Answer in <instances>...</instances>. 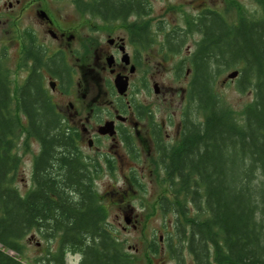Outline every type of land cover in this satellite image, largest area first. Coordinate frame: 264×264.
I'll return each instance as SVG.
<instances>
[{"label": "trees", "instance_id": "1", "mask_svg": "<svg viewBox=\"0 0 264 264\" xmlns=\"http://www.w3.org/2000/svg\"><path fill=\"white\" fill-rule=\"evenodd\" d=\"M256 3L258 18L239 16L228 24L205 10L196 26L203 38L190 58L188 105L163 164L171 199L162 198L160 209L174 216L166 242L176 264H183V250L194 264H264V0ZM76 5L103 17L132 7L112 0ZM22 57L28 70L13 95L0 53V264H21L7 251L23 257V241L33 231L57 245L35 264H65L67 253L81 254L80 264H138L106 227L77 135L63 131L43 87L42 69L63 85L72 81V69L64 57L31 48ZM229 69L238 71L237 90L253 94L240 115L222 106L214 88ZM21 137L39 144L25 195L13 185Z\"/></svg>", "mask_w": 264, "mask_h": 264}, {"label": "rangeland", "instance_id": "2", "mask_svg": "<svg viewBox=\"0 0 264 264\" xmlns=\"http://www.w3.org/2000/svg\"><path fill=\"white\" fill-rule=\"evenodd\" d=\"M76 1L24 0L20 5L9 10L7 6L9 0H0V53L4 55V64L12 80L13 95L14 88L22 83L27 74L26 68L23 66L24 63L22 64V51L18 48L19 42L25 46L28 43L26 40L32 38L31 35H36L38 40L42 38L39 12H43L50 19L57 18L60 22L76 26L75 43L71 44L68 49L77 50L82 48L84 43L92 46L93 43H96V37H100L101 33L103 35V28H98L95 33L92 32L100 24L93 19L89 20L90 14H82V11L77 8ZM150 2L153 9L151 16L153 14L157 17L162 16L168 7L176 6L175 11H170L166 15L171 18L180 16L183 19L182 14H186L188 23L192 22L194 16L199 14L201 9L215 11L228 24H234L239 16L251 19L258 18L260 15L256 0H151ZM163 6H167V8L160 10ZM20 35L25 39L24 37L20 38ZM201 38L200 34H191L187 40L186 53L183 48L179 56L163 55L150 59L146 56L140 57L142 62H139L136 69L134 88L131 91L133 95H136L135 104L144 106L145 112L150 111L158 123L162 118H170L165 127L166 131L162 135L164 139L166 134L170 135L169 145H174L178 141L176 127L179 120L183 121L184 109L188 105L187 100L182 99L192 77V70L189 71V75L186 74V71L191 69L190 56L186 54L197 47ZM76 56L65 57L75 73L72 86L69 89L66 87L64 94L57 90L51 96L59 106L65 104L66 107L68 106L67 102H72L79 112L86 113L91 108H97L99 110L97 122L102 121L107 115V104L112 100V94L110 96L105 82L111 83L112 78L104 76V81L103 74H97L98 70H94L97 81L95 79L94 83L87 82L89 84L87 88L91 91L90 98L95 99L92 103L86 99L83 100L81 94L84 92V86L81 84L79 88L77 87L79 59H75ZM233 71L234 69H229L219 74L215 78L214 88L222 101V106L230 108L240 115L244 107L253 100V94L251 91L241 93L237 90V78H227V75ZM150 77L153 78V82L156 81L160 84L161 93L155 94L152 91V83H149ZM44 81L46 87L49 81L45 80V77ZM136 83L139 84V87ZM63 112L65 111L61 107L62 115ZM130 137L129 141L133 144L134 138ZM111 143L110 140H96L92 152L85 145H81V152L93 157V155L99 154L95 151V147L100 150V147L101 149L107 148ZM120 151H123L121 155L126 156L125 151H128L126 143ZM38 153L39 144L37 142L21 137L17 150L20 159L19 167L14 173L13 181L14 187L21 195H25L32 188V163ZM134 156L135 158L125 157L117 165L107 163L105 159L95 160L94 158L91 161L89 170L96 180L93 184L94 192L101 198L100 204L106 210V224L120 247L129 256L136 257L138 264H176V260L169 257L168 243L166 242L167 236L173 230L174 216L171 213L163 215L160 209L162 198L171 199L168 179L159 172L157 167H153L150 157L147 162H144V160L136 158L135 154ZM120 175H123V178H119ZM126 176L132 179H126ZM129 209H132L131 214L128 212ZM126 214L131 215L136 227H128L124 231L121 226H125L124 216ZM153 243L155 246H152ZM23 244V257L7 251L17 257L21 264H35V259L41 258L48 250L55 252L57 248L54 241L48 243L45 238L34 231L24 239ZM182 253L183 264H194L193 258L188 252L183 250ZM78 262V255L67 254L65 256L66 264H77Z\"/></svg>", "mask_w": 264, "mask_h": 264}, {"label": "flooded vegetation", "instance_id": "3", "mask_svg": "<svg viewBox=\"0 0 264 264\" xmlns=\"http://www.w3.org/2000/svg\"><path fill=\"white\" fill-rule=\"evenodd\" d=\"M22 1L24 0H9L7 6L9 10H12L15 6L20 5ZM81 1L83 4H87V8L99 0ZM112 1L114 3L126 2L127 5L132 4V7L127 11L119 10L117 15L111 16L108 14L109 16L106 15L105 17L91 13L90 11L82 12V14H90L88 19H93L100 24L99 27L92 30L93 33L97 32L98 28L104 29L103 35L101 33L100 37H96V43H93L92 46L84 43L82 48L80 47L77 50H73L72 48L68 49L71 44L75 43V37H77L76 26L60 22L57 18L50 19L47 16L41 17V12H39V24L42 30L41 40H38L36 35H31L32 38L26 40L28 43L22 46V42H19L20 46L18 43V48L22 51V55L28 48L33 49L39 55H44V57L62 56L69 58V56L74 57L77 55L75 57V59H79L77 64L79 74L77 87L79 88L83 84L84 92L81 94V98L88 100L89 103H92L95 99L90 98L91 91L87 88L89 87L87 82L90 83L92 81L94 83L97 81L95 72L93 71L98 70L97 74H103V80L105 79L104 76L109 79L112 78L111 83L108 81L105 82L110 91V96L112 94V100L107 104V115L102 121L97 122L99 113L97 108H91L86 113L79 112L72 102H67L68 106L66 107L65 104L59 106L51 96L57 90L63 94L66 93V87L69 89L73 84L75 73L67 59H64V63L72 69V81L70 80L68 84L65 83L63 85L57 76L51 75L47 68L41 70L45 80L49 81L45 87V81L43 80V87L57 108V113L61 118V128L66 133L73 132L77 135L76 147L83 163L90 166L92 164L91 161L95 158V160L105 159V162L117 165L125 157L132 156L135 158V154L136 158L144 160V162H147L150 157V162L153 167H157L159 172L165 176L162 166L166 159V152L170 149L171 145H169L170 135L166 134L165 139L162 135L166 131L165 127L166 124L168 125L170 118H162L160 123H158L150 111L145 112L146 109L144 106L135 104L136 95L131 93L134 88V77L139 62H142L140 57L146 56L150 59L151 57L163 55L179 56L183 48H185L184 52L186 53L187 40L191 37V34L197 33L203 38L202 32L196 26L201 19L200 15L205 10L201 9L200 13L194 16L192 22L188 23L186 14H182L183 19L180 16L178 18H171L166 15L170 11H175L176 6H170L168 8L167 6H163L160 10L167 9L163 12L162 16L157 17L155 14L151 16L153 11L151 0ZM21 37L24 36L20 35ZM199 44L200 42L192 52L188 51L186 55L191 58L198 50ZM22 61L23 64L24 60L22 59ZM24 67L26 68L25 71H27L28 66L25 63ZM191 69L186 71L187 75H189ZM117 76L121 77L122 81L126 84V90L122 94L118 93L113 83L114 78ZM149 83H152V91L155 94L161 93L162 88L158 82H153V78H151L149 79ZM136 85L139 87V84L136 83ZM187 89L188 86L182 98L184 101ZM61 107L65 111L63 115L61 114ZM106 123H110L111 125L112 131L114 132L112 136H109L108 133L101 135L98 132ZM181 128L182 122L179 120L176 127L178 129V137ZM130 136L134 138L133 144L129 141ZM96 140H110L112 143L107 148L101 149L100 147V150L95 147V151L99 152V154L93 155V157L81 152V145H85L92 152V147ZM124 143H126L128 150L125 151L126 156L121 155L123 151H120L121 148H124ZM119 178H123V175H120ZM125 178L128 180L132 179L128 176ZM95 181V177L92 176V183L94 184ZM98 198L101 202V198L99 196ZM104 211L106 213L105 209ZM128 212L131 214L132 209H129ZM131 218V215L128 216L126 214L124 216L125 226H121L122 230L125 231L128 227H136L133 223L134 220ZM106 227L111 231L107 224ZM81 259L80 254L77 264L81 263Z\"/></svg>", "mask_w": 264, "mask_h": 264}, {"label": "water", "instance_id": "4", "mask_svg": "<svg viewBox=\"0 0 264 264\" xmlns=\"http://www.w3.org/2000/svg\"><path fill=\"white\" fill-rule=\"evenodd\" d=\"M40 16L41 17H44L45 14L43 12L40 13ZM238 75V72L237 71H233L231 72L230 74L227 75V78L228 79H234L236 78ZM114 85H115V88L117 89L118 93L119 94H122L125 92L126 90V84L124 81H122L121 77L117 76L114 78ZM99 134L101 135H105L106 133L109 134V136H112L114 134V132L112 131V128H111V125L110 123H106L103 127H101L99 130H98Z\"/></svg>", "mask_w": 264, "mask_h": 264}]
</instances>
